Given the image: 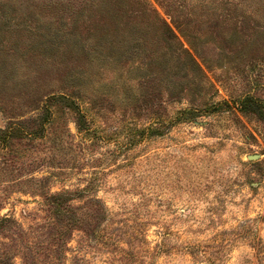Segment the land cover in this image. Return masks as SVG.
I'll return each instance as SVG.
<instances>
[{"label":"rangeland","instance_id":"rangeland-1","mask_svg":"<svg viewBox=\"0 0 264 264\" xmlns=\"http://www.w3.org/2000/svg\"><path fill=\"white\" fill-rule=\"evenodd\" d=\"M248 97L264 0H0V264H264Z\"/></svg>","mask_w":264,"mask_h":264},{"label":"trees","instance_id":"trees-1","mask_svg":"<svg viewBox=\"0 0 264 264\" xmlns=\"http://www.w3.org/2000/svg\"><path fill=\"white\" fill-rule=\"evenodd\" d=\"M240 103L242 112L253 113L264 120V111H262L261 109V104L259 100L251 99L248 97L240 101ZM250 109L252 110L250 111Z\"/></svg>","mask_w":264,"mask_h":264},{"label":"water","instance_id":"water-1","mask_svg":"<svg viewBox=\"0 0 264 264\" xmlns=\"http://www.w3.org/2000/svg\"><path fill=\"white\" fill-rule=\"evenodd\" d=\"M248 159L249 160H257L258 159V156H249Z\"/></svg>","mask_w":264,"mask_h":264}]
</instances>
